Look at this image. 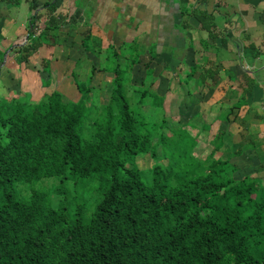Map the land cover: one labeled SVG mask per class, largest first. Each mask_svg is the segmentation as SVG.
Returning <instances> with one entry per match:
<instances>
[{
	"label": "trees",
	"instance_id": "16d2710c",
	"mask_svg": "<svg viewBox=\"0 0 264 264\" xmlns=\"http://www.w3.org/2000/svg\"><path fill=\"white\" fill-rule=\"evenodd\" d=\"M33 26L9 47L23 61L47 35ZM102 69L115 74L107 100L78 79L75 100L44 94L48 81L0 96V264H264V178L237 173L223 130L194 155L193 124L170 126L165 96L128 67ZM148 152L146 173L136 158ZM49 177L51 191L30 186Z\"/></svg>",
	"mask_w": 264,
	"mask_h": 264
},
{
	"label": "crops",
	"instance_id": "0c3cea01",
	"mask_svg": "<svg viewBox=\"0 0 264 264\" xmlns=\"http://www.w3.org/2000/svg\"><path fill=\"white\" fill-rule=\"evenodd\" d=\"M32 26L47 35L23 61L9 47L26 44ZM125 45L141 50L132 78L140 70L143 81L167 85L163 92L152 89L165 96V111L171 80L175 92L188 90L176 97L188 96L185 121L198 143L210 132L211 146L223 130V150L239 152L231 159L237 173L264 177V0H0V48L7 49L4 63L13 81L60 82L54 90L78 99L76 80L112 81L115 74L102 69L107 52ZM152 67H161L154 70L158 79ZM172 70L173 79H159Z\"/></svg>",
	"mask_w": 264,
	"mask_h": 264
},
{
	"label": "rangeland",
	"instance_id": "374dc122",
	"mask_svg": "<svg viewBox=\"0 0 264 264\" xmlns=\"http://www.w3.org/2000/svg\"><path fill=\"white\" fill-rule=\"evenodd\" d=\"M135 46H138V45H135ZM134 48L132 49V47L125 45V46L121 47L120 51L118 52L115 50L116 48L111 47L109 49V51L107 52V55L110 57V59L107 60L106 62L102 61V64L105 62V65H108L109 67L116 65V64H120L122 68L128 67L129 68L128 73L131 75L132 68L136 65V63H138L140 61L139 55L141 54V50L136 49V47H134ZM116 52L119 53L117 56H116ZM126 54H129L130 57L127 58L125 56ZM123 56H125L124 59H123ZM153 61H154V59H153ZM160 68L161 67H158V68L152 67L154 77L157 78L159 76V74L156 73V71H154V70L157 69V71H158ZM7 69H8L7 64L6 63L2 64L1 71H0V96H2V95L10 96V94H18V93L23 95L24 94L23 90L29 91V84L27 82L22 83V82L13 81L10 77H8L10 75L7 74ZM152 70H151V72H152ZM147 73L149 75V72H147ZM130 75H129V78H130ZM163 76H164V78H167L168 76H170L171 79H173L172 77H175L173 75V70L171 72H163L162 71V76H160L159 79H162ZM106 78L109 79L108 77H106ZM143 80H144V77L142 76L140 70H139V72H136V76L132 78V82L134 84H137V85H142L143 83L146 85L148 84L151 86L150 87L151 89H154L157 92H163L162 91V90H164V89H162L163 87L165 88V90L167 88V85L162 83V82L159 83V80H157L155 83H153L152 81H149V80H147V81H143ZM110 82L111 81L102 82V83L94 82V85H96L97 87H99V86L102 87L101 92H100L102 100H107L109 98V86H111ZM84 83L88 84V85H92V79L90 77L89 78L87 77L86 80L84 81ZM63 86H64V84H63ZM169 86H170L169 89L171 91H173L174 93L172 94L171 97H168L167 105H166L167 109L165 111V114L168 117L169 125L171 126V125L175 124V121H181L182 123L186 122L185 120H186L187 114L189 112V106H187L189 104V101L187 99L188 96L186 98H182V99H180V97H176V95L184 96V91L188 92L187 89L181 90L180 92H175V90H176L175 86H177V84L175 83V80H171ZM57 88L58 89L62 88V84L60 82L53 83L50 87L43 88L42 91L44 90V94H48ZM68 98H70L72 100L74 99L72 97H68ZM148 108H149L148 105H143L144 110H148ZM181 110L183 112L179 113V111H181ZM182 127H183L182 124H179L178 128H182ZM190 130H192V129L190 128ZM195 132H197V131L192 130L193 135ZM202 134H203V136L201 138V142H199L197 144V147L194 149L195 152L193 151L194 155L198 156L199 158L204 157L210 150V145L208 144L207 139H208V137H211V134H210V132L202 133ZM223 139L225 141L224 135H223ZM221 150L223 151V153L226 154L227 152H230V150H232V149L226 148V150H223L221 148ZM217 155H219V153H217ZM136 162L141 167V169H143V171L148 173L147 171H150V168L155 163V160L151 156L150 152H148L144 155L138 156L136 158ZM55 180H56V177H49V178H45L44 180L39 181L35 184H32L30 186L51 191L55 187ZM83 185H84V183L81 182V186L79 187V193H77V194L81 193L83 195L84 193H87L91 197L97 198V196L99 194L98 188H95V189H93V191H91V186H89V183H87L85 185V187H83ZM96 185L98 186V184H96ZM55 200H57V199L55 198Z\"/></svg>",
	"mask_w": 264,
	"mask_h": 264
},
{
	"label": "water",
	"instance_id": "95a60500",
	"mask_svg": "<svg viewBox=\"0 0 264 264\" xmlns=\"http://www.w3.org/2000/svg\"><path fill=\"white\" fill-rule=\"evenodd\" d=\"M5 59H6V54H5V58H4V61H5Z\"/></svg>",
	"mask_w": 264,
	"mask_h": 264
}]
</instances>
